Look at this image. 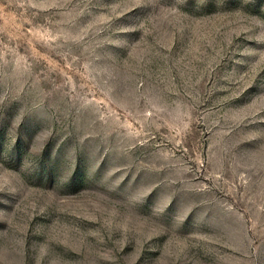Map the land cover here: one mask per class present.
<instances>
[{
	"label": "rangeland",
	"instance_id": "obj_1",
	"mask_svg": "<svg viewBox=\"0 0 264 264\" xmlns=\"http://www.w3.org/2000/svg\"><path fill=\"white\" fill-rule=\"evenodd\" d=\"M0 264H264V0H0Z\"/></svg>",
	"mask_w": 264,
	"mask_h": 264
}]
</instances>
